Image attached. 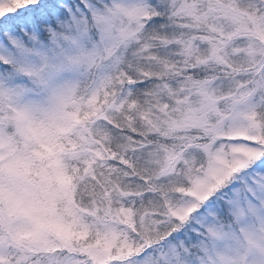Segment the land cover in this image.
<instances>
[{
    "label": "snow or ice",
    "instance_id": "snow-or-ice-1",
    "mask_svg": "<svg viewBox=\"0 0 264 264\" xmlns=\"http://www.w3.org/2000/svg\"><path fill=\"white\" fill-rule=\"evenodd\" d=\"M0 264H264V0H0Z\"/></svg>",
    "mask_w": 264,
    "mask_h": 264
}]
</instances>
